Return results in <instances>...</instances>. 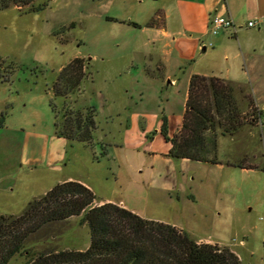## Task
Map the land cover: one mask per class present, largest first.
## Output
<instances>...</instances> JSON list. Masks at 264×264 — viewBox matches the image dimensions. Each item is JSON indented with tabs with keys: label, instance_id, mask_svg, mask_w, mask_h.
<instances>
[{
	"label": "rangeland",
	"instance_id": "1",
	"mask_svg": "<svg viewBox=\"0 0 264 264\" xmlns=\"http://www.w3.org/2000/svg\"><path fill=\"white\" fill-rule=\"evenodd\" d=\"M229 1L246 24L264 16V0ZM40 4H46L40 11L32 4L0 11V56L17 65L10 81L0 80V214L21 213L57 183L81 180L96 194L95 204L116 202L184 228L200 242L228 246L242 264H264V172L242 175L232 167L219 175L213 165L173 158L162 130L166 124L168 137L179 132L188 77L205 70L233 82L245 121L233 135L219 133V158L234 154L235 162L264 166V120L253 118L257 107L264 110V23L237 35L221 29L204 43L181 39L164 67L144 57L151 45H143L140 27L146 25L133 24L137 0L33 5ZM145 18L141 11L138 20ZM76 56L84 57L87 76L68 101L96 109L90 143L59 136L55 127L52 101L61 109L65 98L54 97L51 87ZM80 219L44 228L27 249L87 248L90 230ZM27 258L18 253L8 264Z\"/></svg>",
	"mask_w": 264,
	"mask_h": 264
},
{
	"label": "trees",
	"instance_id": "2",
	"mask_svg": "<svg viewBox=\"0 0 264 264\" xmlns=\"http://www.w3.org/2000/svg\"><path fill=\"white\" fill-rule=\"evenodd\" d=\"M34 1L0 0V11L15 5L32 4V11L46 6L33 5ZM158 15L160 12L147 25L158 24ZM16 67L15 62L0 56V80L10 81ZM86 76L84 57H74L60 70L51 87L54 97L65 98V105L59 109L52 101V106L59 136L90 143L97 128L96 109H76L68 101ZM4 117L3 112L0 125ZM244 123L233 82L213 74L195 73L190 78L179 132L168 137L166 124L162 128L171 143L168 155L176 159L224 163L218 156L219 133L233 135ZM226 164L258 168L244 161H226ZM96 197L85 182L64 180L30 200L21 213L0 214V264H8L22 252L28 256L26 264H242L239 255L228 246L200 242L184 228L143 217L116 202L95 204ZM74 216H81L80 222L89 227L91 239L87 248H47L36 252L27 249L32 236Z\"/></svg>",
	"mask_w": 264,
	"mask_h": 264
},
{
	"label": "crops",
	"instance_id": "3",
	"mask_svg": "<svg viewBox=\"0 0 264 264\" xmlns=\"http://www.w3.org/2000/svg\"><path fill=\"white\" fill-rule=\"evenodd\" d=\"M147 0H137L139 4L137 5V11L140 10L145 12L146 18L144 20L140 18V12H137L136 20H132L139 25H146L140 27V32L143 34L145 39L143 45H151L150 50L145 52L144 57L150 60L149 57L156 58L157 61H161L162 65L166 67V64H171V58L174 54L175 48L177 47L178 41L181 39L189 41H201L204 43V39H209L211 35H218L221 30L214 34L210 31V19L214 15L231 17L236 25L234 34L237 35L239 30L243 27H248L246 22L239 17V14L235 12L232 2L229 0H152L151 3H147ZM144 8H140V7ZM139 9V10H138ZM158 15V24L155 26H148V20ZM109 17V16H108ZM143 17V16H142ZM249 18L247 21L251 20ZM264 23V20L257 26H260ZM135 25V24H134ZM137 26V25H136ZM255 26V27H257ZM228 29H222L221 33H226ZM231 30V29H229ZM142 40V41H143ZM139 44V43H138ZM201 48V44H199ZM203 50H207L206 46L202 47ZM181 57V56H180ZM184 57H181L179 61H184ZM146 61V60H145ZM151 62V61H149ZM167 62V63H166ZM166 63V64H165ZM199 73L204 75H211L210 72L205 70H192V73L189 75L190 78L193 74ZM171 75L168 74V77ZM175 81V79H173ZM189 89V86H188ZM256 100L257 96L254 94ZM188 98V92H187ZM187 101V99H186ZM186 110V105H185ZM185 114V113H184ZM184 120V119H183ZM182 126V125H181ZM262 141V140H261ZM264 151V150H263ZM240 156L241 152H238ZM230 154L227 158L222 159L224 163L212 164L203 162L204 164H209L215 166L214 169L220 174L223 171L230 169L232 165L226 164V161H236L232 160ZM264 155V152H263ZM200 162V161H198ZM206 168V167H205ZM210 168V167H207ZM206 170H209L207 169ZM239 168V167H238ZM242 175H253L258 172H264L262 168H239Z\"/></svg>",
	"mask_w": 264,
	"mask_h": 264
},
{
	"label": "built area",
	"instance_id": "4",
	"mask_svg": "<svg viewBox=\"0 0 264 264\" xmlns=\"http://www.w3.org/2000/svg\"><path fill=\"white\" fill-rule=\"evenodd\" d=\"M264 20V16L257 19H251L247 22L248 27H255L259 25ZM231 29L235 32L236 25L231 17L214 15L210 19V31L214 34L218 33L221 29ZM254 121L258 124H263L264 120V110L259 107L256 108L253 114Z\"/></svg>",
	"mask_w": 264,
	"mask_h": 264
}]
</instances>
